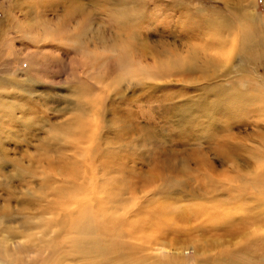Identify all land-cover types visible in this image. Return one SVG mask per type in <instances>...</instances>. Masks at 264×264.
Wrapping results in <instances>:
<instances>
[{"label": "rangeland", "instance_id": "1", "mask_svg": "<svg viewBox=\"0 0 264 264\" xmlns=\"http://www.w3.org/2000/svg\"><path fill=\"white\" fill-rule=\"evenodd\" d=\"M239 1L264 23V0H0V264H264V189L238 183L264 116L221 130L217 109L188 120L207 99L178 98L215 83L264 96L261 71L243 78L215 34L191 44L198 67L219 60L212 81L162 76L158 53L188 55L191 12L233 18Z\"/></svg>", "mask_w": 264, "mask_h": 264}, {"label": "bare ground", "instance_id": "2", "mask_svg": "<svg viewBox=\"0 0 264 264\" xmlns=\"http://www.w3.org/2000/svg\"><path fill=\"white\" fill-rule=\"evenodd\" d=\"M193 15H198L200 19H193L190 17V21L186 22V27L183 32V39L181 43L187 47L186 51L189 52L188 55L190 58L189 63H184L183 59L186 56H183L180 52L169 49L162 48L161 52L159 51V56L161 58V67H162V76L171 74L175 71L183 72L189 75L192 73H197L202 80H214L216 74H218V68L221 67L220 62L216 57L211 59L205 57L202 59L201 67L197 66V54L196 49L192 47V42L194 38H200V40L208 38L209 34H215L211 37L216 39V43H219V39H229L231 40V49H233V54L235 53V49H237L238 56L241 60V65L237 68V71L242 75L243 78H246L247 81L251 82L253 79L250 77L248 68L254 67L256 72L261 71L260 74L261 79L264 81V23L260 19V17L256 16L254 12L247 11L246 6L239 1L238 7L233 11V18L224 17L222 14L218 13V11H214L213 14L210 13L208 17H203L199 11L191 12ZM189 13H187V16ZM195 17V16H194ZM235 20V22H234ZM219 21V24H218ZM179 25H181L182 20H178ZM238 23L242 28V32L237 31ZM235 31V32H234ZM178 32V31H176ZM226 32L225 37L223 38V33ZM229 32H234V36L230 35ZM240 33V34H239ZM171 35L175 37V32H171ZM185 35V36H184ZM193 38V39H192ZM220 44V43H219ZM237 44V45H236ZM139 48V46H137ZM140 49V48H139ZM231 53V52H230ZM227 63H225L224 70H228ZM222 68V67H221ZM226 72H222L225 74ZM231 73H235V71H231ZM236 76V73L234 77ZM226 77V76H224ZM198 83V82H197ZM234 83L237 84V79L234 80ZM238 85V84H237ZM241 85H228L224 86L221 83L215 84H200L196 88L191 89V96H188L186 92H179L178 98H182L183 95H186L185 98H189L187 100L188 103H191L193 98L198 100L200 98L207 99V101H202L203 107H196V105L192 106L189 119L190 122H194L195 120L191 117L194 116L196 112H208L210 110H220L222 116V129L223 130L226 124L229 121L234 120L235 118L242 119L244 121L245 118L248 117V113L252 111V115L261 119L264 116V110L260 107H254V109L249 108V106H245L247 102L254 101L257 105L264 103V96L262 94H258V87H254L253 91H239ZM257 93V94H256ZM263 100H261V98ZM192 98V99H191ZM213 103H210V102ZM225 103H229L232 107V110L224 111L223 108ZM196 104V103H195ZM199 104V103H198ZM213 107V109L211 108ZM198 114V113H197ZM257 118L256 124L259 122ZM196 122V121H195ZM213 124V122H212ZM72 126V125H71ZM70 126V127H71ZM67 127V126H66ZM74 128V127H73ZM72 129V128H71ZM227 143V142H223ZM232 154V153H231ZM249 161L253 164L259 165V167L255 170V172L243 171L241 172L238 183L244 184L245 179L253 181L256 185L262 189H264V172L258 170L260 167L264 169V155L258 154L257 156L250 155ZM246 162V161H245ZM247 163V162H246ZM253 171V169H252ZM249 173L253 175L252 177H245V175ZM222 212L219 214L213 213H205L202 214L205 217V221H211L212 223L222 222L223 219H226L223 210L217 211ZM227 214V211H225ZM247 220L251 221V218ZM241 225L242 229L243 226ZM240 227V228H241ZM239 228V230H240ZM87 246H92V243H82L81 248H85Z\"/></svg>", "mask_w": 264, "mask_h": 264}]
</instances>
